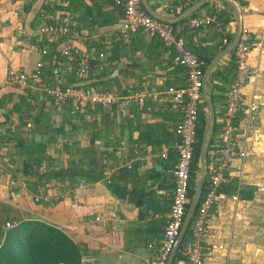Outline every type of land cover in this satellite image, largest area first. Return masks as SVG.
I'll use <instances>...</instances> for the list:
<instances>
[{"label":"crops","instance_id":"1","mask_svg":"<svg viewBox=\"0 0 264 264\" xmlns=\"http://www.w3.org/2000/svg\"><path fill=\"white\" fill-rule=\"evenodd\" d=\"M51 1L56 0H0V243L5 222L37 215L94 255L95 260L85 264H139L153 255L148 245L157 244L167 219L176 156L171 148L166 161L157 153L174 138L180 110L165 91L185 85L184 69L171 59L172 50L152 35L137 32L124 43L118 33L122 17L112 0L58 3L59 20L75 21L94 39L78 45L107 52L109 75L119 69L106 79L111 82L106 89L97 87L106 80L92 86L119 92L130 85L153 90L144 103L129 104L124 111L113 104L68 115L70 100L55 105L43 91L60 79L58 66H51L48 55L40 52L49 40L37 28L39 13ZM146 1L157 14L173 18L198 0ZM235 1L242 28L264 34V0ZM226 3L207 0L195 12L216 16L212 25L189 28V17L175 23L185 26V43L204 60L220 51L222 38L231 40L234 34L235 11ZM38 37L44 39L41 45ZM230 56L211 72L208 90L216 96L223 87L217 72L227 68ZM39 60L45 63L39 90L7 83L10 69L32 72ZM249 63L262 70L242 93L246 101L260 104L259 119L247 137L254 150L241 171L233 167L221 189L206 237L211 250L205 264H264V52L255 48ZM221 98L213 101L215 113L222 111ZM128 161L132 168L126 167ZM157 165L161 168H154ZM50 171L63 174L43 177Z\"/></svg>","mask_w":264,"mask_h":264},{"label":"built area","instance_id":"2","mask_svg":"<svg viewBox=\"0 0 264 264\" xmlns=\"http://www.w3.org/2000/svg\"><path fill=\"white\" fill-rule=\"evenodd\" d=\"M112 1L123 8V17L118 33L124 43H128L130 37L137 32L152 35L158 38L164 47L173 51V61L184 68L186 74L183 87L165 91L167 99L178 105L180 110V117L174 128L173 140L157 153L166 161L169 159V149L171 148L176 156L174 166L170 169L173 187L167 219L157 244L148 245L153 249V255L139 263L167 264L169 253L177 242L191 200L189 187L197 144L199 115L204 108L202 88L207 63L194 52L191 46L185 43L181 35L184 25L154 17L144 8L142 0ZM58 3L66 4L67 0L48 2L38 15L39 24L37 26L39 33L49 40L48 46L40 47L41 54L49 57L53 50L60 53L58 59L56 56L49 59L51 66H58L60 79L54 88L45 86L43 89L52 97L55 105H64L67 100H70L71 108L67 114L71 116L98 107H109L113 104H116L120 111H124L127 105L142 104L153 95V90L138 89L131 85L122 89L121 92L100 90L92 85L68 86V83H73L67 80L70 75L75 77L76 82H80L106 73L108 56L104 50L82 48L78 45L79 43L90 44L94 39L83 34L75 21H60L55 13ZM215 22L216 16L214 15H194L188 18L186 26L199 28L212 25ZM260 35L262 37L258 38L248 29H242L232 52L234 71L227 89L221 93L223 95L221 98L222 111L218 113V116H215L202 195L189 225L190 233L181 243L178 249L180 257L174 259V264H205L206 255L211 250L206 237L210 220L216 213L221 189L228 182L233 167L236 166L237 170L241 171L243 160L254 150V146H248L247 137L259 119L260 104L255 99L246 101L242 93L250 79L261 74L259 67H252L248 63V54L251 50L257 48L260 52H264V34ZM43 40L38 37L37 43L41 45ZM229 41L227 37L222 38L218 49L221 50ZM44 65V61L39 60L32 72L10 69L6 81L8 84L18 85L31 91L39 90ZM93 118L90 116L89 120L92 121ZM121 144L124 145L125 141H121ZM125 165L127 168H132L131 161ZM232 199H237V195L232 196ZM11 226V222L7 221L3 228ZM94 260L95 257L91 253L81 254L82 264Z\"/></svg>","mask_w":264,"mask_h":264},{"label":"trees","instance_id":"3","mask_svg":"<svg viewBox=\"0 0 264 264\" xmlns=\"http://www.w3.org/2000/svg\"><path fill=\"white\" fill-rule=\"evenodd\" d=\"M114 5L116 6V11L120 15V18L123 17V8L119 5ZM194 15L195 13H193L191 16ZM223 15L224 14H221V16L219 17L222 19ZM230 55V63L228 64L227 68H224L223 72H217V76L220 78V80L223 81L221 93H223L227 89V86L231 81V76L234 71V64L232 62L233 55L232 53H230ZM53 56H56L58 59L60 57V53L56 50H53L49 55V59H52ZM212 58V56L205 58L206 63L208 64ZM171 59H173L172 51ZM108 75V73L100 74L96 77V81ZM67 80L68 82H76L75 77L73 75L68 76ZM93 85H96V83ZM211 96L213 98V101L216 97H223L222 94L220 96H216L215 94H213L212 91ZM206 122L207 117L205 116L202 109L199 115L197 144L193 158V170L191 173L189 187V195L191 197L196 184L195 179L198 177V174L196 175V170L199 168V146L202 138V132L205 128ZM209 149L210 145H208L207 149L206 163L209 160ZM62 174L63 173L60 171H50L48 173L43 174V177L48 176L50 178H55ZM83 174L85 175L87 173L81 172V175ZM89 174H91V172H89ZM93 178H95V174L93 175ZM188 233L189 228L183 238V241L186 239ZM2 234L3 238L2 242L0 243V264H78L80 262L81 254L84 253V250L81 248L80 244L72 240L60 228L45 220L32 218L15 220L14 224H12L11 227L7 228ZM179 257L180 253L177 252L175 258Z\"/></svg>","mask_w":264,"mask_h":264},{"label":"water","instance_id":"4","mask_svg":"<svg viewBox=\"0 0 264 264\" xmlns=\"http://www.w3.org/2000/svg\"><path fill=\"white\" fill-rule=\"evenodd\" d=\"M207 0H198L194 2L193 4L189 5L187 8H185L179 15L173 17V18H168L161 16L160 14H157L154 12L150 6L147 4L146 0H142V4L144 8L154 17L166 21V22H171V23H176L178 21H181L187 17H190L193 13H195L196 10L201 8ZM227 2L235 11V18H236V28L234 31V34L231 38V40L224 46L223 49H221L207 64L205 71H204V83H203V88H202V96H203V102L204 106L206 107L207 113H208V119L205 125V128L202 132V138L199 146V167H200V173L197 177L196 184L194 187V191L190 200V203L187 207L186 214L180 229V233L177 238V242L171 252L169 253L167 264H173V261L175 259L176 253L178 252V249L183 241V238L189 228L192 216L196 210V207L198 205L199 199L202 195L203 191V186L205 182V177H206V170H207V165H206V154H207V149L209 145V140L211 137V134L214 130L215 126V108H214V103H213V98L211 96V91L208 90V86L210 85L211 81V72L214 69V67L228 54L232 53L241 34L242 30V24H241V10L235 0H224ZM53 64V63H52ZM119 69H116L113 73H111L108 76L100 78L98 81L101 80H106L108 78H113L117 75ZM96 79H89L85 81H80V82H74V83H68V86L72 87H80V86H85V85H91ZM64 83V82H62ZM154 168L160 169L161 166L157 165ZM32 219H40L39 216L37 215H32ZM43 220V219H40ZM46 221V220H45ZM48 222V221H47Z\"/></svg>","mask_w":264,"mask_h":264},{"label":"rangeland","instance_id":"5","mask_svg":"<svg viewBox=\"0 0 264 264\" xmlns=\"http://www.w3.org/2000/svg\"><path fill=\"white\" fill-rule=\"evenodd\" d=\"M197 11V10H196ZM195 11V12H196ZM243 29V28H242ZM258 36V38H260V36L262 37V35H257ZM224 48V47H223ZM222 48V49H223ZM254 50V49H253ZM253 50H251L250 51V53L248 54V63H249V56H250V54L252 53V51ZM250 64V63H249ZM250 66H252L251 64H250ZM253 67V66H252ZM257 67V66H256ZM184 69V68H183ZM184 72H185V70H184ZM261 74H262V70H261ZM260 74V75H261ZM260 75H258V76H260ZM185 76H186V74H185ZM258 76H256V77H258ZM186 78V77H185ZM253 78H255V77H252L250 80H252ZM87 80H89V79H87ZM109 84H111V82L110 81H108V80H106V81H104V82H101L99 85H100V87L99 86H97L98 88H102V89H106V87L107 86H109ZM216 99V98H215ZM214 99V100H215ZM203 106H204V104H203ZM203 109V112H204V114H205V116L207 117V119H208V113H207V110H206V107L204 106V108H202ZM91 110V109H90ZM90 110H88V111H90ZM88 111H84V112H82V114H85L86 112H88ZM219 114L218 113H215V116H218ZM160 151V150H159ZM199 173H200V167L196 170V175L198 174L199 175ZM195 180H197V178L195 179ZM78 264H82V262H81V258H80V262L78 263Z\"/></svg>","mask_w":264,"mask_h":264}]
</instances>
